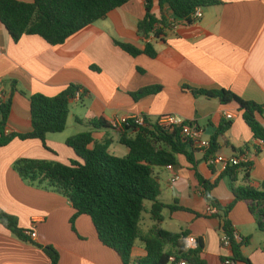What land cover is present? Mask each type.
I'll list each match as a JSON object with an SVG mask.
<instances>
[{
    "label": "crops",
    "instance_id": "crops-1",
    "mask_svg": "<svg viewBox=\"0 0 264 264\" xmlns=\"http://www.w3.org/2000/svg\"><path fill=\"white\" fill-rule=\"evenodd\" d=\"M221 2L204 9L201 21H177L179 27L167 29L160 39H145L138 34L147 10L144 0H132L59 46L50 45L40 36H24L16 43L0 22V94L13 93L7 122L10 134L32 131L29 99L33 95L55 97L70 85L82 86L92 95L85 102L74 101L82 108L71 107L63 134L48 135L47 146L54 152L44 149L37 140H13L0 149V208L17 217L21 228L37 235L34 244L26 243L0 224V264H51L43 250L47 246H54L60 253V264H122L114 250L100 243L90 217H78L74 230L71 219L75 209L70 200L22 180L13 167L22 159L65 165L82 162L66 146L69 138L81 132L93 133L96 143L109 144L111 154L113 145H121L119 132L111 127L92 129L88 122L103 120L109 125L127 115L144 116L152 122L173 115L196 125L202 140L217 139L216 152L196 149L194 162L180 156L173 172L166 168L155 171L161 188L159 200L170 207L187 209L173 212L166 208L159 227L201 239V258L206 264H225L232 257L231 248L221 243L220 220L208 216L211 207L198 177L213 183L225 171L216 158L243 155L252 164V186L260 187L264 183V143L254 137L237 103L223 105L219 98L194 91L226 90L246 102L264 105V0ZM153 12L157 18H173L169 8L162 9L158 2ZM116 41L130 43L141 51L151 43L158 55L155 59L145 54L133 58ZM148 87L161 91L135 102L132 94ZM227 115L233 119L228 120ZM1 117L0 111V121ZM257 119L264 128V114ZM70 127L76 130L74 135L66 134ZM93 148L94 143L90 146ZM123 153L128 155V149ZM174 175L180 179L172 184ZM211 194L222 206L234 201L228 178L221 179ZM148 204L151 209L152 204ZM144 214L140 227L143 235H148L156 223L147 214L151 223L146 225ZM254 217L247 204L239 202L229 219L242 239L251 238L243 248L244 255L252 264H264V233ZM187 237L183 242L192 249ZM167 250L173 251L168 246ZM147 255L145 243L137 240L133 260Z\"/></svg>",
    "mask_w": 264,
    "mask_h": 264
},
{
    "label": "trees",
    "instance_id": "trees-1",
    "mask_svg": "<svg viewBox=\"0 0 264 264\" xmlns=\"http://www.w3.org/2000/svg\"><path fill=\"white\" fill-rule=\"evenodd\" d=\"M132 0H34L24 3L20 0H0V22L12 37L14 42H20L24 36H40L52 46L65 44L81 30L99 21L105 20L109 13L124 7ZM134 1V0H133ZM146 2L145 18L138 25V34L148 39L154 34L160 39L168 28V18H157L153 12L155 2L164 9L168 7L171 15L177 21L190 24L189 17L197 8L208 9L221 5V0H144ZM118 47L136 58L146 55L155 59L158 55L151 43L145 51H141L130 43L115 42ZM96 69V68H95ZM16 91L15 86L12 87ZM82 91L79 102H85L92 95L82 86L70 85L55 97L33 95L30 97L32 131L28 134H7V122L12 110V94L6 95L0 111V149L7 147L13 140H37L44 149L54 152L47 146L48 135L63 134L67 130L71 106L78 92ZM161 88L148 87L132 94L138 102L148 96H155ZM195 94L209 98H219L221 104L237 103L243 112V119L249 126L254 137L264 143L263 124L257 115L263 116V107L252 102H246L233 92L194 91ZM145 126L126 127L119 132L120 143L129 154L116 157L109 153V144L96 143L93 133L84 132L72 136L66 146L74 150L80 161H72L65 165L55 161L22 159L14 164L13 169L22 180L39 188L55 191L72 203L75 214L71 225L75 230V222L81 216L92 220L100 243L114 250L122 264H170L185 260L188 264H206L201 253L204 245L197 240V247L190 249L183 242L188 233L172 234L159 227L163 222L166 208L171 211L187 210L177 206H167L160 200V185L155 178V171L167 166H177L179 157L185 156L194 162V142L182 135V130L173 127H161L158 122H152L145 117ZM92 129L110 127L103 120L88 122ZM228 124L222 132L229 128ZM94 143V148L90 146ZM217 139L212 140V148L207 153L217 151ZM243 156V155H242ZM250 162L237 166H229L219 180L215 182L200 180L204 188V196L216 214L209 213L220 220L223 233L231 237V259L235 264H252L243 253L251 238L236 242L235 228L229 216L236 204L244 202L249 207L259 228L264 233V183L260 187L252 186ZM223 178H228L233 190L234 201L222 206L212 191L217 188ZM148 203L152 204L148 209ZM147 213L156 223L155 228L143 235L140 227L142 216ZM0 224L8 229L13 236L26 243H33L27 236V230L21 228L19 219L0 208ZM145 243L147 257L133 260V251L137 240ZM167 246L173 251H168ZM51 264H60V253L54 246L43 248Z\"/></svg>",
    "mask_w": 264,
    "mask_h": 264
},
{
    "label": "built area",
    "instance_id": "built-area-1",
    "mask_svg": "<svg viewBox=\"0 0 264 264\" xmlns=\"http://www.w3.org/2000/svg\"><path fill=\"white\" fill-rule=\"evenodd\" d=\"M204 9L201 7L197 8L194 12L190 14V18L193 20V22L201 21L204 17ZM168 28L167 29H176L179 27V23L177 20L173 17L172 19H168ZM185 22V21H184ZM186 23V22H185ZM166 29V30H167ZM154 37V34H151V36L148 39H152ZM80 97H82V91L78 92L76 100H80ZM6 101L5 93L0 94V108L2 107L3 103ZM264 110V105L262 106ZM228 120H232L233 116L232 115H227ZM146 119L144 116H124L122 118L113 120L110 122V127L117 131L121 132L124 131L126 127H132V126H138V127H143L145 126ZM159 126L161 127H173V128H179L182 130V135L187 137L188 139L192 140L195 145V150H204L208 151L210 148H212V142L210 141H205L202 140L201 132L200 130L196 127V125H193L192 122H187L186 120L179 118V117H173V115L166 116L159 120ZM7 134H9V131H7ZM218 163L222 164L225 168L229 166H237L241 165L243 163H248L247 158L245 156L242 157H230V158H225L219 156L216 158ZM167 170L173 172L175 169V166H167ZM179 176L174 175L171 179V183L175 184L179 181ZM209 213L211 214H216L215 209H210ZM27 236L30 237L31 239L36 240L37 235L36 233L31 230L27 231ZM236 242L241 243L242 238L240 235L235 231L234 233ZM230 239L231 237L228 236L226 233H223L222 238H221V243L223 247H229L230 248ZM187 244L192 248L195 249L197 247V239L193 237H187L186 238ZM170 264H188L185 260H181L179 262H175L173 259L171 260ZM225 264H235V261H233L231 258H229L227 261H225Z\"/></svg>",
    "mask_w": 264,
    "mask_h": 264
},
{
    "label": "rangeland",
    "instance_id": "rangeland-1",
    "mask_svg": "<svg viewBox=\"0 0 264 264\" xmlns=\"http://www.w3.org/2000/svg\"><path fill=\"white\" fill-rule=\"evenodd\" d=\"M82 104L78 105L76 102L72 103L71 107H77V108H82L81 106ZM74 133H76V130L74 129V127H70L69 130L67 131V135H74ZM126 150V147L123 145H120L119 143L115 144L112 146L110 152L111 154H113L116 157H125L126 154L123 153V151ZM148 206H150V204H148ZM144 218H145V223L146 225H149L151 223L150 218L147 214H144Z\"/></svg>",
    "mask_w": 264,
    "mask_h": 264
}]
</instances>
